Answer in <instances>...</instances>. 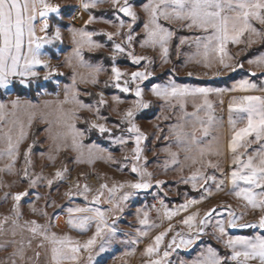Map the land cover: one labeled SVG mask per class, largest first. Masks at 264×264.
<instances>
[{
	"label": "snow or ice",
	"instance_id": "6c2138e0",
	"mask_svg": "<svg viewBox=\"0 0 264 264\" xmlns=\"http://www.w3.org/2000/svg\"><path fill=\"white\" fill-rule=\"evenodd\" d=\"M104 3L111 6V19L98 17L92 12ZM79 8L88 13V18L84 21V27L67 26L72 49L65 57V65L72 69V72L71 83L62 85L55 78L64 76L65 73L57 72L56 68L48 63L49 57L41 51L46 45L55 47L64 42L62 6L52 3L51 0H0V90L7 92L19 85L23 89H34L37 96L52 95L46 91L45 85L47 82L55 83L63 92V99H59L60 92H56V99L44 100V109L51 111L42 112L41 119L48 125L45 132L56 142V151L59 152L61 146L71 147L78 153V163L91 164L95 159L111 161L112 156L109 153L105 157V150L99 149L95 144L85 148L82 140L86 133L95 131L101 135L108 134L114 144L121 146L127 145L131 140L134 147L131 148L130 171L138 179L135 182H114L111 187L105 183L100 184L92 195L91 203L107 204L106 210L88 206L67 209L69 227L85 232L92 224L95 225V231L83 242L74 240L67 234L57 235L51 231L50 220L43 224L36 220L21 222V201L29 192H6L3 199L10 197L12 205L10 214L0 218V250L7 252V249L11 248L12 251L0 258V264H40L41 252L37 249L45 250L46 264H81L85 256L87 264H92L97 246L99 252H105L106 245L117 234L118 229L114 226L115 214L123 213L132 197L153 186V173L141 163L148 136L136 123V118L138 113L153 106L152 101L144 98L145 88L142 85L153 76L149 66L155 61L149 56L136 55L133 50L135 42L139 43L140 48L158 49L159 61L168 64L176 32L166 27L162 21L169 24L180 23L182 27L198 30L202 35L180 36L179 44L175 45L177 55L180 54L181 46L194 44L196 52L188 58L189 62L203 64L205 68L218 64L220 69L231 72L242 68L243 64L235 60L229 51L230 45H245L246 48H251L257 42L264 43V0H147L140 6L146 17L142 26V39L135 33V26L141 21L136 0H79ZM96 22L111 25L115 31L88 30V25ZM37 26L42 35H37ZM99 36L106 37V41L94 39ZM109 43L111 75L103 82V88L111 87L121 94L131 93L135 97L129 102V107L117 113L119 121L112 127L106 122H98L107 120V117L100 114V110L108 104L104 91L96 94L98 98H94V103L88 104L81 96H91L92 93L86 90L82 93L79 89L80 84H100V74L108 69L102 63H93L86 59V52L94 53ZM120 58L129 60L133 65L145 62L143 70L131 73L122 71L117 64ZM247 63L264 69V53L257 54ZM78 69L86 71L81 72ZM40 70L44 71L42 77ZM174 71L175 69L172 70ZM219 74L220 70L217 69L215 75ZM250 75L255 76L256 73L252 72ZM148 91L163 102L161 115L156 117L157 121H169L173 115L176 117V122L167 128L168 135H163L164 129L159 123L154 126L157 130L154 133L157 140L173 139L178 149L175 152L171 148L164 149L170 158L165 161L164 168L167 170L170 165L179 164V153L183 152L185 161H190L194 170L187 177L182 176L180 182L190 184L193 189H203L208 194H211V189L206 187L209 182L214 183L218 190L224 185V180H217L215 175H208L205 171L215 169L224 174L219 161L213 162L210 159L224 155V146L219 143L218 136L212 135L222 127V121L216 115V103L224 104L222 97L226 92L243 93L232 96L228 102L227 123L231 137L227 142V151L231 154L233 170L227 175V179L231 184L232 195L243 201L246 210L259 211L260 215L255 222L241 223L247 212L237 214L230 206H225L227 219H216L215 217L223 215L216 209H209L199 219V213L187 215L181 223L188 232L175 233L164 245L165 237L173 231L170 224L144 248L142 255L146 259L143 264H171L169 258L172 254L177 250L192 249L213 220V234L222 242L224 248L229 250L228 253L221 255L215 248L207 246L195 258L187 262L182 261L181 264H264V87L258 88L255 82L247 78L237 80L231 88L193 86L178 83L169 75L164 83H152ZM255 91L262 94H249ZM212 97H217L218 101H214ZM111 101L115 105L125 102L121 95L117 94L111 96ZM189 103L193 109L191 112L186 110ZM67 105L71 107H66ZM39 107L29 99L22 100L19 95L7 103L0 102V124L6 126L0 129V141L4 144V148L0 150V158L8 160L5 167L0 168V172L18 174L15 164L21 155L20 146L29 138V129L36 119ZM81 110L95 114L94 120L82 121L87 125L83 130L78 128L76 123L81 120ZM116 131L120 134L117 135ZM210 135L212 139L205 143ZM253 145L256 146L255 149H252ZM33 147L34 143L29 144L23 151L22 178L27 180L28 188L36 187L37 181L42 178H33L29 173ZM196 165L199 167H195ZM67 171V168L58 169L52 179L45 177L47 185L51 187L54 180H62ZM180 171H183V166ZM155 183L159 187L165 182L156 180ZM79 188L77 185V192L74 193L70 189L65 195H83L87 201L88 193L92 190L87 185L83 186L82 191H79ZM36 199H40L38 194ZM197 203L200 201L187 199L184 204L170 211L164 201H160L164 207V216L169 220ZM30 207L33 213L48 216L47 212L37 209L34 205ZM136 217L143 229L157 227L149 222V213L144 208L136 209ZM228 229H251L256 234L230 235ZM147 235V230L137 229V237ZM34 241H37L35 246ZM138 242V239L131 240V244ZM133 254L131 250L124 253L125 256Z\"/></svg>",
	"mask_w": 264,
	"mask_h": 264
},
{
	"label": "rangeland",
	"instance_id": "374dc122",
	"mask_svg": "<svg viewBox=\"0 0 264 264\" xmlns=\"http://www.w3.org/2000/svg\"><path fill=\"white\" fill-rule=\"evenodd\" d=\"M147 0H136V7L138 14L141 16V21L135 26V33L143 38L142 26L146 19L144 13L140 10L142 3ZM93 14L100 17L104 16L109 19L112 18L111 6L108 3H104L98 6L97 9L92 10ZM62 14L64 19L62 21V35L64 37L63 44L57 46L46 45L41 51L48 59V63L56 68L57 72L65 73L64 76L56 77L61 84L71 83V72L72 69L65 65V57L71 53L72 45L71 38L67 32V26L81 28L84 27V21L88 18V13L84 12L79 8V0H66L62 4ZM166 27L172 28L176 32L172 47L170 49V63L162 64L159 61V50L152 48H140L139 43L133 44V50L136 55H144L152 57L155 61L149 66V70L153 71V76L149 81H145L142 87L145 88L144 98L153 102V106L150 109L144 110L137 114L136 123L140 126L141 130L145 132L148 139L145 141L144 159L141 163H144L148 171L153 173L152 184L153 186L147 191L140 192L138 195L131 198V201L127 203L123 213H117L115 227L118 229L116 236L106 245V251L99 252V247L95 249L94 258L92 264H143L146 259L142 253L144 248L152 242V239L160 232L164 231L171 224L173 231L165 237L164 245L167 244L168 240L171 239L172 235L177 232L186 234L188 229L181 223V221L187 216L194 213H199L198 219L209 209H216L218 212L223 213L222 216L215 217L216 219H227V213L225 206H230L231 210L237 214L247 212L243 216L241 223L255 222L260 215L259 211H253L251 209H245L243 207V201L237 199L231 192V184L227 179V175L233 170L231 164V154L227 151V142L231 137V132L228 126V102L232 96L242 95L243 93L238 92H226L222 99L224 104L220 105L216 103V115L222 121V127L218 132L214 131L212 135L218 136L219 143L224 146V155L221 157H210L213 162L219 161L220 166L224 169L222 175L220 171L215 169H206L208 175H215L217 180H224V185L221 190L215 187V184L209 182L206 186L211 189V194L205 193L203 189H193L190 184H184L181 181V177H187L194 170L191 167L190 161H185L184 153H179L180 163L177 165H170L166 170L164 164L166 160H169L168 154L164 149L171 148L172 151H178L173 139L164 140L163 138L157 140L156 124L164 129L163 135H168L167 128L170 124L176 122L175 115L169 121H157L156 117L161 115L162 101L157 100L151 95L148 89L152 83H164L169 75L172 76L178 83L189 84L193 86H209V87H220V88H231L233 83L239 79H250L255 82L259 87H264V69L256 68L255 66L249 65L247 61L257 54L264 53V43L257 42L253 44L251 48H246L245 45L229 46V51L235 57L236 61L243 64L242 68H238L235 72L229 70L220 69L218 64L211 68H205L203 64L195 63L194 61L189 62V57L193 56L196 52V46L194 44H185L180 48V54L177 55L175 45L179 44L180 36H196L202 35L198 30H189L180 23L169 24L162 21ZM259 27V25H257ZM88 30H95L97 32H112L115 28L111 25L96 22L88 25ZM39 33V32H38ZM42 35V33H40ZM94 39L100 42H105L106 37L99 36ZM119 42V41H117ZM110 43L103 49H100L94 53L86 52V59H90L93 63H102L108 71L101 73L99 76L100 84L97 86L80 84L79 89L83 93L85 90L92 93L91 96H81V99L85 103L92 104L95 102L94 98L100 91H104L105 99L108 104L100 110V114L107 117L106 122L109 127L119 121L118 112L124 111L130 106V101L135 97L129 94H121L114 88H103V82L108 80L111 72V62L108 59L110 56ZM198 59V57H197ZM145 62H141L140 65H133L129 60L120 58L117 61L118 66L122 71L131 73L132 71L143 70ZM175 69L174 72L172 70ZM217 69L220 70L219 75H215ZM78 71L84 72L85 69H78ZM255 72L256 75L252 76L250 73ZM191 73V75H189ZM44 71L40 70L41 77ZM46 91L52 93V95H41L37 96L35 90L23 89L19 85L12 87L9 91L5 92L0 90V102H9L15 99L17 95L22 100L29 99L34 104H38L40 107L37 110L36 119L33 121L32 127L29 129V138L26 139L20 146L21 155L17 158L15 168L17 175H12L7 172H0V218L10 214L12 201L9 199L4 200V194L6 192L14 193L19 191L27 190L29 195L21 201V222L25 220H36L38 223H47L51 221V231L56 232L57 235L67 234L74 240L81 242L87 240L92 233L95 231V225L92 226L85 232H81L79 229H74L68 226V208L75 207H99L101 210L108 208L107 204L93 205L91 203L92 195L95 194L100 184H108L109 187L115 183H124L125 181L135 182L138 177L131 173L130 168L132 161L130 159L131 148L134 144L130 140L127 145L121 146L114 144L108 137V134L101 135L98 132L92 131L86 133L85 138L82 140V144L85 148L88 145L95 144L99 149L105 150L103 155L106 157L109 153L112 156V160L106 159H95L93 163H78V153L73 151L71 147L61 146L60 151H56V142H54L50 135L45 132V128L48 127L46 123L41 119V113L51 111V109H44V100L56 99V92H60L59 99H63V92L60 91L55 83L47 82L45 85ZM117 94L121 95L124 99V103L121 105H115L111 101V96ZM252 95H261L259 91L249 93ZM214 101H218L217 97H212ZM66 107H71L67 105ZM116 111H113V109ZM188 112L193 111L191 103H189ZM81 120H78L77 127L85 129L86 124L82 123L83 120H94L95 114L88 112L87 110H81L79 113ZM6 126L0 124V129ZM127 127V125H124ZM55 131V126H53ZM119 135L120 132L116 131ZM212 135L208 137V140L212 139ZM34 147L31 153L32 165L29 168L30 175L34 178L36 176L42 177L37 181V185L34 188H28L27 180L22 178V169L24 166L23 151L27 149L29 144H33ZM70 144V141H69ZM255 145L252 149H255ZM4 148V144L0 141V150ZM244 151V149H241ZM49 157H54L50 159ZM125 157H129L125 159ZM246 158V157H245ZM115 161V162H113ZM8 163L6 158H0V168H4ZM183 166V171H180ZM195 167H199L196 165ZM67 168L68 171L65 173L62 180H54L53 185L49 187L47 185L45 177L52 179L58 169ZM162 180L165 183L157 187L155 181ZM15 182V183H13ZM3 185H12L11 187H4ZM77 185L80 186L79 191L83 190V186L87 185L92 191L88 193V199L85 200L83 195H72L68 197L65 195L70 189L75 193L78 191ZM39 195L40 199H36V195ZM187 199H195L200 203L191 205L186 211H181L177 215L173 216L171 220L164 216V207L161 206L160 201H164V205L167 206L168 210H173L179 205L184 204ZM30 205H34L37 209L47 212L48 216L37 215L33 213ZM144 208L149 213V222L157 225L150 229H143L137 220L136 209ZM85 215V214H77ZM213 220L208 227L205 229V233L201 236L200 240L192 249L188 251L177 250L169 258L171 264H181L182 261L187 262L192 260L201 252L205 247L211 246L215 248L219 254L224 255L228 253V249L224 248L222 242L216 238L213 234L214 229L212 224ZM137 229L147 230L148 235L145 237H137ZM230 235H253L256 234L251 229H228ZM132 239H138L137 244H131ZM37 241L33 242V246ZM161 247V251H163ZM41 252L40 264H46V256L44 249H37ZM133 251L134 254L125 256L126 251ZM12 249L8 248L7 252L0 250V258L6 256ZM31 255V252H29ZM83 255V254H82ZM81 264H87L86 256L82 260Z\"/></svg>",
	"mask_w": 264,
	"mask_h": 264
},
{
	"label": "crops",
	"instance_id": "0c3cea01",
	"mask_svg": "<svg viewBox=\"0 0 264 264\" xmlns=\"http://www.w3.org/2000/svg\"><path fill=\"white\" fill-rule=\"evenodd\" d=\"M63 1H66V0H51L52 3H55V4H59L62 6L63 4ZM39 32V26H37V35H40V32Z\"/></svg>",
	"mask_w": 264,
	"mask_h": 264
},
{
	"label": "water",
	"instance_id": "95a60500",
	"mask_svg": "<svg viewBox=\"0 0 264 264\" xmlns=\"http://www.w3.org/2000/svg\"><path fill=\"white\" fill-rule=\"evenodd\" d=\"M212 209V208H211ZM204 216V214L201 216V217H203Z\"/></svg>",
	"mask_w": 264,
	"mask_h": 264
}]
</instances>
